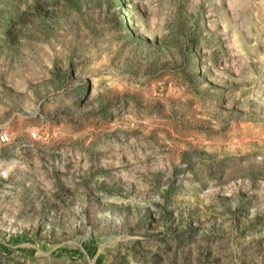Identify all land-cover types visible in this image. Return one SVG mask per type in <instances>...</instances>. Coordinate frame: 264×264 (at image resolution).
Returning <instances> with one entry per match:
<instances>
[{"label": "rangeland", "instance_id": "374dc122", "mask_svg": "<svg viewBox=\"0 0 264 264\" xmlns=\"http://www.w3.org/2000/svg\"><path fill=\"white\" fill-rule=\"evenodd\" d=\"M2 133L0 264H264V0H0Z\"/></svg>", "mask_w": 264, "mask_h": 264}, {"label": "built area", "instance_id": "2783aa9c", "mask_svg": "<svg viewBox=\"0 0 264 264\" xmlns=\"http://www.w3.org/2000/svg\"><path fill=\"white\" fill-rule=\"evenodd\" d=\"M35 137V135H34ZM10 142V137L8 134L2 133L0 134V143L1 144H8Z\"/></svg>", "mask_w": 264, "mask_h": 264}]
</instances>
